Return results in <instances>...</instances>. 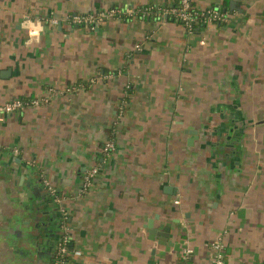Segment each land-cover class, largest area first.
<instances>
[{"label":"crops","instance_id":"obj_1","mask_svg":"<svg viewBox=\"0 0 264 264\" xmlns=\"http://www.w3.org/2000/svg\"><path fill=\"white\" fill-rule=\"evenodd\" d=\"M174 1L0 0V106L49 100L0 111V264H51L64 214L82 251L68 264H174L185 246L207 264L219 235L228 264H264V135L237 93L254 90L264 0H193L228 14L196 32L140 13Z\"/></svg>","mask_w":264,"mask_h":264},{"label":"built area","instance_id":"obj_2","mask_svg":"<svg viewBox=\"0 0 264 264\" xmlns=\"http://www.w3.org/2000/svg\"><path fill=\"white\" fill-rule=\"evenodd\" d=\"M181 6L179 9H176L173 5L168 8H146L142 14L143 17H149L152 12L155 10L158 11V17L159 18H165L171 16L175 17V22L179 23L186 31L191 32V22L190 17L192 14V10H202L204 11L203 15L207 14V24H222L228 20V14L226 12H222L220 8H209V9H197L198 7L194 5L193 0H181ZM141 12V11H140ZM128 13L130 15H135V12L133 10H129ZM120 14V10L117 8H112L110 10L101 11L98 13H86V14H72L68 16V22L70 24L74 25H83L85 27H89L91 29H95L98 27L105 19L109 17H114L116 15ZM51 23L54 25L59 24L58 19H51ZM23 24L27 27L29 31L30 38L37 35L38 29H36V25L33 26L32 19L28 16L25 17ZM196 25L200 24L199 20H196ZM49 100L46 98H34V99H22V98H16L12 101H9L5 103L4 105L0 106V111H4L6 113H17L21 112L26 107H38L43 105L44 103H47ZM115 149V144L112 140L107 141L102 146V153L105 155H109L112 150ZM99 172V169L97 167L92 168L88 175H87V181L90 182L95 175ZM47 184V183H46ZM47 188L49 191V194L53 196L55 202L59 201V197H57V194L52 186L47 184ZM56 202V203H58ZM176 203L179 204L180 200H176ZM67 215L64 214L61 218V227H62V233L57 239V245L56 249L54 251L53 255H58L60 258L56 259V262L54 264H65L66 260L62 259L64 256L68 257H79L82 255V251L80 249H73L69 250L67 245L68 242L73 240L70 234L69 227L67 226ZM210 258L209 262L207 264H228L227 263V255H226V245L224 242V239L222 236H217L215 239H213L210 244ZM193 254L194 251L191 247L185 246L183 247L182 251L180 252L179 261L174 264H193Z\"/></svg>","mask_w":264,"mask_h":264},{"label":"rangeland","instance_id":"obj_3","mask_svg":"<svg viewBox=\"0 0 264 264\" xmlns=\"http://www.w3.org/2000/svg\"><path fill=\"white\" fill-rule=\"evenodd\" d=\"M255 23H260V26H255L257 29L261 30L259 31V35H260V41H264V21L261 20H258V21H255ZM255 28V29H256ZM264 44L262 45V43L260 44L259 43V47L257 48V51L254 52V59L253 61L255 62V65L254 66H257L255 71L256 72H253L252 74V83H253V91L251 92V95L249 94L248 91H245L244 90H239L237 93L241 94L242 95V98L244 95H249L250 97H246V100H245V104L243 107H241L242 109H245L247 108V114L248 115H251L252 117V130L253 131H256L257 133L259 134H262L264 135V98L263 100L261 99V96L260 94L262 93L264 95V71L263 73L259 72V68L258 66L260 65L261 66V69L264 70V60H263V64H261L259 61H261V57H263L264 59ZM253 69V70H254ZM263 81V83H262ZM263 88V89H262ZM262 91V92H260ZM247 101V103H246ZM263 101V103L261 104V102ZM230 109V108H229ZM232 113L235 112L233 110V107H231V110H230ZM244 111V110H243ZM257 134H254L253 136V148H256L259 147L260 149H264V141H260L259 137L257 136ZM264 139V138H263ZM244 141V139L242 140ZM102 150V149H101ZM183 249V247H182ZM181 249V251H182ZM180 251V252H181Z\"/></svg>","mask_w":264,"mask_h":264},{"label":"trees","instance_id":"obj_4","mask_svg":"<svg viewBox=\"0 0 264 264\" xmlns=\"http://www.w3.org/2000/svg\"><path fill=\"white\" fill-rule=\"evenodd\" d=\"M181 2H182L181 0H175L173 6L176 9H179L180 6H181ZM213 8L216 9V7H213ZM197 9H200V8H197ZM144 10H141L140 13L143 14ZM222 12H225V11H222ZM203 13H204V11H202V10H196V9L192 10V14H191V17H190L191 19L189 21V22H191V28H192V31L191 32L203 31V30H205L208 27V24L206 23L207 22V16L208 15L207 14L203 15ZM157 14H158V11L155 10L154 12H152V14L149 17H146V18H150V19H152V18H158V15ZM167 18L170 19V20L175 21V17H171V16L168 15ZM196 20H199L200 21V24L199 25H196L195 24ZM67 247H68L69 250H73L74 249L73 240H71V241L68 242ZM57 258H60V256L53 255L52 256V260H51V264H54L56 262V259ZM62 259L66 260L65 261L66 262L65 264H68L69 261L71 260V257L64 256V257H62Z\"/></svg>","mask_w":264,"mask_h":264},{"label":"water","instance_id":"obj_5","mask_svg":"<svg viewBox=\"0 0 264 264\" xmlns=\"http://www.w3.org/2000/svg\"><path fill=\"white\" fill-rule=\"evenodd\" d=\"M232 5H234V3ZM217 8H220V7H217ZM190 142H191V140H190ZM146 227H147L149 233L151 234L150 238H152L154 240L155 239L165 240L169 237L170 230L168 227L165 228L164 230H157L156 227L154 226V222L151 220L148 222V225H146Z\"/></svg>","mask_w":264,"mask_h":264}]
</instances>
